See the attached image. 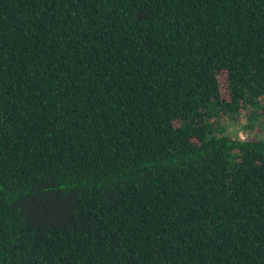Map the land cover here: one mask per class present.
Listing matches in <instances>:
<instances>
[{"label":"trees","instance_id":"obj_1","mask_svg":"<svg viewBox=\"0 0 264 264\" xmlns=\"http://www.w3.org/2000/svg\"><path fill=\"white\" fill-rule=\"evenodd\" d=\"M236 114L264 120V0H0V264H264Z\"/></svg>","mask_w":264,"mask_h":264},{"label":"rangeland","instance_id":"obj_2","mask_svg":"<svg viewBox=\"0 0 264 264\" xmlns=\"http://www.w3.org/2000/svg\"><path fill=\"white\" fill-rule=\"evenodd\" d=\"M224 79L222 86L224 87ZM224 125L227 132L232 137L240 136L241 138H263L264 139V120L253 128H247V118L243 114L231 115L224 118Z\"/></svg>","mask_w":264,"mask_h":264}]
</instances>
